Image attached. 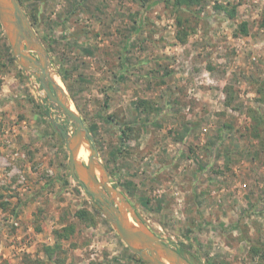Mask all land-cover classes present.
<instances>
[{
  "label": "rangeland",
  "instance_id": "374dc122",
  "mask_svg": "<svg viewBox=\"0 0 264 264\" xmlns=\"http://www.w3.org/2000/svg\"><path fill=\"white\" fill-rule=\"evenodd\" d=\"M152 1L19 0L139 219L190 264H264V0ZM10 56L1 27L0 264H148L70 175L51 120L72 121Z\"/></svg>",
  "mask_w": 264,
  "mask_h": 264
},
{
  "label": "water",
  "instance_id": "95a60500",
  "mask_svg": "<svg viewBox=\"0 0 264 264\" xmlns=\"http://www.w3.org/2000/svg\"><path fill=\"white\" fill-rule=\"evenodd\" d=\"M0 25L17 63L25 72L35 75L52 105L72 121L74 129L70 134L66 127L59 125L55 119L51 120L69 152L70 175L83 186L118 236L133 253L148 264H190L178 250L152 232L139 219L119 189L109 185L107 170L97 159L98 152L90 133L77 112L69 108L65 90L54 81L53 77L56 75L48 53L33 30L19 0H0ZM83 144L87 145L90 151L86 165L78 162L79 150ZM96 170L102 172V180H98ZM129 216L133 223L129 221Z\"/></svg>",
  "mask_w": 264,
  "mask_h": 264
},
{
  "label": "trees",
  "instance_id": "16d2710c",
  "mask_svg": "<svg viewBox=\"0 0 264 264\" xmlns=\"http://www.w3.org/2000/svg\"><path fill=\"white\" fill-rule=\"evenodd\" d=\"M160 1H164V2H168L169 0H153L152 2L148 3L147 5H143L142 6V10L145 11L148 8H150L152 5L160 2ZM215 2V5L218 6V1L219 0H213ZM202 0H173V5H175L176 7H181V6H185V7H192L194 5H199L201 4ZM235 10V6L231 7V11H230V15H233ZM263 17H264V10H263ZM0 29H1V25H0ZM242 29H245V23L242 24ZM11 60H14L13 56H10ZM260 91V90H259ZM258 92V91H257ZM47 99V97H46ZM256 118V117H254ZM77 215L81 218H87V216L89 215L87 210H78L77 211ZM263 247L262 246H251V251H253L254 253H258V252H262ZM141 260V259H140ZM145 262V261H144Z\"/></svg>",
  "mask_w": 264,
  "mask_h": 264
},
{
  "label": "bare ground",
  "instance_id": "6f19581e",
  "mask_svg": "<svg viewBox=\"0 0 264 264\" xmlns=\"http://www.w3.org/2000/svg\"><path fill=\"white\" fill-rule=\"evenodd\" d=\"M53 79H54L55 82H57V83L63 88V86L58 82V80H56L55 77H53ZM63 89H64V88H63ZM68 106H69V108H70L71 110L75 111V110L73 109V106H72V105L68 104ZM87 158H88V151H87V149H85L84 146L82 145L81 148H80V150H79V154H78V162L81 163V161H85V160H87ZM95 173H96V176H97L98 180H102V178H103V174H102V172L99 171V170H96ZM129 221L132 222L131 219H129ZM132 223H133V222H132ZM162 259L166 262V259H165L164 256H162Z\"/></svg>",
  "mask_w": 264,
  "mask_h": 264
},
{
  "label": "crops",
  "instance_id": "0c3cea01",
  "mask_svg": "<svg viewBox=\"0 0 264 264\" xmlns=\"http://www.w3.org/2000/svg\"><path fill=\"white\" fill-rule=\"evenodd\" d=\"M11 93H12V92H11ZM30 110H31V109H30ZM24 122H25V121H24ZM21 127H22V128H25V127H26V125L24 126L23 124H21Z\"/></svg>",
  "mask_w": 264,
  "mask_h": 264
},
{
  "label": "flooded vegetation",
  "instance_id": "af4514ba",
  "mask_svg": "<svg viewBox=\"0 0 264 264\" xmlns=\"http://www.w3.org/2000/svg\"><path fill=\"white\" fill-rule=\"evenodd\" d=\"M47 97V96H46ZM48 99V98H47ZM51 124H52V122H51ZM53 126V125H52ZM53 128H55L54 126H53ZM55 130H56V128H55ZM58 133V132H57ZM61 137V136H60Z\"/></svg>",
  "mask_w": 264,
  "mask_h": 264
}]
</instances>
